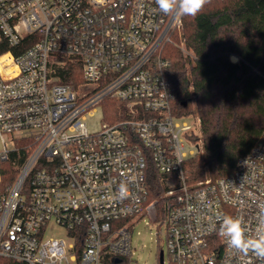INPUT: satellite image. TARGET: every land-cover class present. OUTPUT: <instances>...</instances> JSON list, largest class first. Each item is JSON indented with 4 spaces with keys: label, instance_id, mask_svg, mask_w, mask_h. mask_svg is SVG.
<instances>
[{
    "label": "built area",
    "instance_id": "1",
    "mask_svg": "<svg viewBox=\"0 0 264 264\" xmlns=\"http://www.w3.org/2000/svg\"><path fill=\"white\" fill-rule=\"evenodd\" d=\"M183 16L163 14L155 0H0V164L16 143L28 150L14 183L0 189V258L121 264L132 255L129 221L147 215L165 224L168 264H264L219 235L224 215L242 217L253 238L264 229V129L232 175L186 182L201 120L174 113L163 58ZM61 59L82 67V84L56 82ZM108 96L131 118L92 133L87 115ZM149 162L180 179L164 195L162 220L157 201L147 202ZM51 223L67 239L46 238Z\"/></svg>",
    "mask_w": 264,
    "mask_h": 264
},
{
    "label": "trees",
    "instance_id": "2",
    "mask_svg": "<svg viewBox=\"0 0 264 264\" xmlns=\"http://www.w3.org/2000/svg\"><path fill=\"white\" fill-rule=\"evenodd\" d=\"M183 39L189 54L175 43H168L163 58L168 62L166 77L176 95L174 113L201 120L200 150L184 163L186 182L195 186L207 179L215 181L232 175L238 160L262 138L264 0H210L198 15L183 16ZM61 61L55 65L56 82L82 84V67L68 59ZM101 107L106 122L131 118L125 103L113 96L106 97ZM25 145L16 143L18 149L0 164L2 192L19 174L28 155ZM146 179L147 202L157 201L162 220L171 201L164 195L178 187L180 179L177 174L159 173L152 162ZM0 264L16 263L0 258ZM121 264H130V259Z\"/></svg>",
    "mask_w": 264,
    "mask_h": 264
},
{
    "label": "rangeland",
    "instance_id": "3",
    "mask_svg": "<svg viewBox=\"0 0 264 264\" xmlns=\"http://www.w3.org/2000/svg\"><path fill=\"white\" fill-rule=\"evenodd\" d=\"M174 35L176 36L175 40L173 37L175 46L179 47L184 54H189L184 44L183 29L180 33L177 32ZM232 60L236 61V58L232 57ZM81 92L87 93L88 91L82 89ZM103 122L104 117L101 106L97 107L96 111L87 115L88 129L92 133L99 131ZM5 138L7 148L12 149V141L7 136ZM3 148L4 145L0 139V152ZM129 225L132 228L133 247L132 255L129 258L130 264H168L165 224L161 223V221H152L147 215H144L131 219ZM66 235V230L55 223H51L46 231V238L67 239ZM161 257H163V262H161Z\"/></svg>",
    "mask_w": 264,
    "mask_h": 264
},
{
    "label": "clouds",
    "instance_id": "4",
    "mask_svg": "<svg viewBox=\"0 0 264 264\" xmlns=\"http://www.w3.org/2000/svg\"><path fill=\"white\" fill-rule=\"evenodd\" d=\"M159 10L165 15L196 16L209 4L210 0H155ZM129 188L121 183L118 189L120 199L128 197ZM259 234L253 238L248 235L242 217L224 215L221 218L219 235L226 238L230 248L238 253L247 255L252 252L264 260V229L258 230Z\"/></svg>",
    "mask_w": 264,
    "mask_h": 264
},
{
    "label": "water",
    "instance_id": "5",
    "mask_svg": "<svg viewBox=\"0 0 264 264\" xmlns=\"http://www.w3.org/2000/svg\"><path fill=\"white\" fill-rule=\"evenodd\" d=\"M120 262H121L120 259H116V260H115V263H116V264H119ZM161 262H163V257H161Z\"/></svg>",
    "mask_w": 264,
    "mask_h": 264
}]
</instances>
